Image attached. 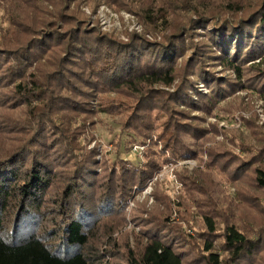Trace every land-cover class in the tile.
<instances>
[{
	"label": "trees",
	"instance_id": "trees-1",
	"mask_svg": "<svg viewBox=\"0 0 264 264\" xmlns=\"http://www.w3.org/2000/svg\"><path fill=\"white\" fill-rule=\"evenodd\" d=\"M73 1L82 2L0 0V264L262 262L264 233L249 237L233 210L249 205L252 188L264 191V132L254 116L242 122L248 135L218 120L254 95L264 103V0H114L146 30L125 40L89 27ZM198 27L203 45L189 38ZM102 114L117 117L113 151L91 146ZM221 132L226 141L205 147ZM155 133L163 149L151 147L141 166L121 158L128 142ZM166 150L206 166L179 174L187 227L168 200L158 213L143 208L134 246L128 200L170 159ZM215 177L244 183L239 200L227 192L216 205Z\"/></svg>",
	"mask_w": 264,
	"mask_h": 264
},
{
	"label": "rangeland",
	"instance_id": "rangeland-1",
	"mask_svg": "<svg viewBox=\"0 0 264 264\" xmlns=\"http://www.w3.org/2000/svg\"><path fill=\"white\" fill-rule=\"evenodd\" d=\"M175 6H179V1H176ZM79 6V9L83 12L85 16H87L89 27L91 26H98L102 32L112 33L117 35L121 39H127V33L129 32H137V33H144L145 28L142 22L139 20L138 15L128 10L126 7H121L117 9L119 5L115 3L114 0H82V2L73 1L71 3L72 9ZM51 9L52 7L49 6ZM0 7V17L3 13V10ZM147 36L150 38H154L153 35L147 33ZM159 37V36H158ZM190 40L196 42L197 44L194 45H203V41L206 39L205 29L202 27H198L196 33H193ZM189 43V41L187 40ZM187 46V45H186ZM188 49V46H187ZM188 54L192 53V49H188ZM182 63V59L180 61ZM192 66V65H191ZM222 67L216 66L215 71L216 73L220 74ZM198 90L202 92H208L209 87L205 85L203 81H199ZM173 89V87L169 88ZM237 95H241L244 100L246 101L248 96L245 92H238ZM196 98L197 96L194 95ZM251 106H248L246 109H239L236 111V114L233 120L229 121L224 118H220V115H224L222 111H220L219 116H207L205 125H209L211 122H215L218 120L219 126L225 129H239L242 135H248L249 131L244 127V120L250 119L253 116L256 117V122L261 127V130L264 132V103L258 97V95L252 96L249 99ZM222 106H226V100L221 102ZM184 107V105H181ZM198 114L197 111L194 112ZM243 113L244 118L239 115ZM238 116V119H237ZM241 117V118H240ZM117 117L109 116L106 114L101 115V121L99 120L96 129V137L97 140L93 141L91 146H94L96 142H98L99 150L102 151H113L114 140H116V134L119 132ZM145 142H128L126 149L122 150L121 158L129 161L130 164L135 166H141L147 159L146 153L152 147L158 151L163 149V142L158 139L157 133H155L149 139H145ZM225 140L224 133H219L213 141H207L205 147L208 144H215L223 142ZM188 143H191L187 140ZM226 141V140H225ZM113 142V144H111ZM228 142V141H227ZM191 146H193L191 144ZM125 148V147H124ZM167 156H170L168 161L162 165L161 168L156 170L151 178L146 182V185L143 189L139 191H134V196L128 200V205L126 207V223L127 229H129L130 233L128 238H130V243L134 244L133 237L136 233L131 232L132 230L138 231V228L135 226V221L138 220L136 217L134 218L135 212L137 215L143 214L144 216L149 215L150 212L156 211V213L163 211L166 205V200H168L172 204V212L171 217L175 220L179 221L180 223L186 225L187 223L184 220L180 219L179 210H183L179 208L180 202L182 200V196L185 189V183L181 179V173L191 174L195 169L205 168V164H200L197 158H175L169 153V151H165ZM204 161L207 159V154L204 153L203 155ZM217 183L215 184L212 199L216 205L218 203V197L220 195L225 196V193L229 192L231 196H233V201H238L237 193L240 191V188L244 186V183L240 186H235L234 184H230L229 182H221L218 180L217 177L214 178ZM228 188V189H227ZM229 190V191H228ZM161 191H164L167 195H161L160 197L157 196V193L160 194ZM249 191V189H248ZM254 197L249 199V205L244 204L240 207H237L233 210L235 217L234 220L237 221L240 227L245 228L247 235L252 238H257L258 233L262 230L264 233V191L260 189L252 188L251 196ZM165 196V197H164ZM248 197V195L246 196ZM168 198V199H167ZM187 202V200H186ZM227 205V204H226ZM225 205V209L227 206ZM219 207V206H218ZM143 208H147L150 212H144ZM224 209V210H225ZM142 217V216H141ZM146 218V217H145ZM193 233L194 231L191 230ZM124 242H126V237ZM135 238V237H134ZM135 246V244H134ZM124 247V246H123ZM259 257L262 259V262L259 261V264H264V253H259Z\"/></svg>",
	"mask_w": 264,
	"mask_h": 264
}]
</instances>
